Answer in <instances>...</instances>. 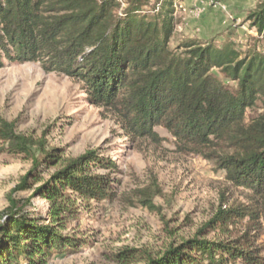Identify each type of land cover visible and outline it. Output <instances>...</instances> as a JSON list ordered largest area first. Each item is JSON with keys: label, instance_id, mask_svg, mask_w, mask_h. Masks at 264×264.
<instances>
[{"label": "trees", "instance_id": "obj_1", "mask_svg": "<svg viewBox=\"0 0 264 264\" xmlns=\"http://www.w3.org/2000/svg\"><path fill=\"white\" fill-rule=\"evenodd\" d=\"M150 1L0 0V69L39 63L46 73L81 82L88 102L112 112L129 135L156 139L153 129L162 127L182 150L215 159L229 182L263 202L264 114L247 121V110L257 103L264 110V52L242 57L233 43L196 41L172 50L178 24L173 1L148 16ZM247 21L264 35V0ZM0 144L7 154L32 162L0 215V264H49L54 256L78 251L81 244L65 233L82 208L91 213L93 203L111 199L112 177L99 170L112 171L116 163L98 150L64 161L44 137L19 133L16 122L1 115ZM56 165L34 190L33 197L47 202L46 213L32 206L33 197H13L41 182L40 170ZM145 206L154 208L152 196ZM259 215L220 209L195 237L148 256L146 264H264V248L249 233L209 239L235 218L249 216L256 224Z\"/></svg>", "mask_w": 264, "mask_h": 264}, {"label": "rangeland", "instance_id": "obj_2", "mask_svg": "<svg viewBox=\"0 0 264 264\" xmlns=\"http://www.w3.org/2000/svg\"><path fill=\"white\" fill-rule=\"evenodd\" d=\"M163 1L151 0L145 9L148 16ZM170 1L178 22L172 50L196 41L217 47L233 43L242 57L264 52V35L247 21L256 7L254 0ZM262 114V105L257 103L247 110V121ZM0 115L16 122L19 133L44 137L49 149L61 150L64 161L98 150L101 157L116 163L112 171L99 170L112 177L111 199L93 203L91 213L82 208L65 233L78 240L80 249L54 256L49 264H146L148 256L195 237L220 209L260 212L257 226L249 216L235 218L209 239L229 240L249 233L256 246L264 248V201L258 202L249 190L229 182L215 159L182 150L162 127L153 129L156 139L129 135L112 112L88 102L81 82L46 73L39 63L7 64L0 69ZM31 169L30 160L7 154L0 144V215ZM58 169L59 165L40 170L41 182L13 197L32 198L34 190ZM148 196L153 197V209L145 206ZM31 203L40 212L48 210L47 202L39 197Z\"/></svg>", "mask_w": 264, "mask_h": 264}, {"label": "crops", "instance_id": "obj_3", "mask_svg": "<svg viewBox=\"0 0 264 264\" xmlns=\"http://www.w3.org/2000/svg\"><path fill=\"white\" fill-rule=\"evenodd\" d=\"M258 0H254V5L257 4ZM245 14V13H244Z\"/></svg>", "mask_w": 264, "mask_h": 264}, {"label": "built area", "instance_id": "obj_4", "mask_svg": "<svg viewBox=\"0 0 264 264\" xmlns=\"http://www.w3.org/2000/svg\"><path fill=\"white\" fill-rule=\"evenodd\" d=\"M118 1H120V0H118Z\"/></svg>", "mask_w": 264, "mask_h": 264}]
</instances>
